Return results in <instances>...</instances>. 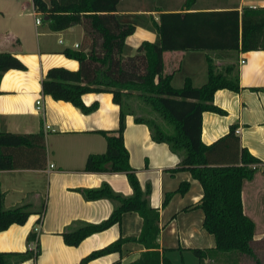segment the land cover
Masks as SVG:
<instances>
[{
	"label": "crops",
	"instance_id": "0c3cea01",
	"mask_svg": "<svg viewBox=\"0 0 264 264\" xmlns=\"http://www.w3.org/2000/svg\"><path fill=\"white\" fill-rule=\"evenodd\" d=\"M186 3L187 0H120L117 12L140 13L159 21L163 12L264 6V0H195L192 6H185ZM36 17L41 19L40 23ZM148 17L144 19L146 24L138 25L126 38L124 56L128 52L134 54L143 41L157 39V31L148 26ZM83 34L81 25L51 30L32 0H0V52L13 54L26 66L25 70L9 69L1 76L0 130L16 134L42 133L45 142L43 156L34 149H12L19 163L36 164L35 168L0 171L3 206L28 203L32 212L24 224H12L0 231V251L27 250L33 240H28V236L34 234L33 228L40 221L38 252L22 264H112L116 261L128 264L145 251L143 245L129 240L122 245L121 252L81 262L90 252L119 238L137 237L142 218L136 212L123 213L120 223L87 236L77 246L65 244L62 237L64 230L80 222L98 223L108 218L114 208L107 198L86 200L83 189L107 183L117 193L132 194L124 172L84 171L90 154L106 150V140L99 132L116 130L119 126L120 108L112 94H83L86 106L97 103L94 111L84 113L72 103L54 100L42 92L41 81L48 69L79 68V62L63 51L78 50ZM241 59L245 63L240 64ZM222 62L216 59L217 64ZM163 65L164 72L172 73L171 85L175 88H180L186 78L195 87L207 81L206 52L165 51ZM238 71L240 90L219 89L213 96V103L226 113L203 112L201 139L211 144L235 125L241 146L260 160V169L242 187L243 209L254 221L255 240L260 241L263 237L258 230L264 225V92L253 88L264 87V50L240 52ZM134 99L130 97L127 102ZM37 100L40 109H37ZM124 145L141 188L144 190L150 185V205L159 209V250L164 251L172 264H199L192 249L215 246L213 234L203 227L204 214L198 207L203 195L201 184L189 171L175 170L179 156L167 143L152 140L148 126L136 123L132 114L125 117ZM182 183L188 186L179 191ZM167 194L170 197L164 203Z\"/></svg>",
	"mask_w": 264,
	"mask_h": 264
},
{
	"label": "trees",
	"instance_id": "16d2710c",
	"mask_svg": "<svg viewBox=\"0 0 264 264\" xmlns=\"http://www.w3.org/2000/svg\"><path fill=\"white\" fill-rule=\"evenodd\" d=\"M195 0H187L192 6ZM35 10L48 17L53 31L74 25L83 27V39L78 50L65 49L63 54L79 62L77 70L52 67L41 81L42 92L54 100L72 103L84 113L97 108L86 106L82 95L88 92H109L119 105V126L116 130L100 131L106 140V150L90 154L84 165L87 172H124L132 188L131 195L117 193L107 184L83 189L86 200L107 198L114 204L108 218L98 223L80 222L63 231L65 244L77 246L87 236L118 224L125 212H136L142 218L137 237L119 238L90 252L81 262L121 252L122 245L135 241L145 248L139 258L128 264H172L164 251L159 250V209L149 203L150 185L143 190L135 169L129 164L124 145L125 117L134 116L136 123L146 124L155 142H165L180 158L175 170H187L203 189L198 207L202 209L203 227L215 238V246L192 249L199 264H263L256 251L255 223L243 209V183L251 180L260 169V160L241 146L235 134L236 126L211 144L203 143L202 114L211 111L225 114L213 103L215 91H239L238 54L264 50V6H243L195 12H163L159 21L140 13H118L120 0H32ZM157 31L154 42L143 41L135 53L123 55L128 36L138 25L146 24ZM206 51L207 81L199 87L189 78L180 88L171 85L172 73L164 72L165 51ZM223 60L221 64L216 59ZM9 69L25 70L26 66L13 54L0 52V79ZM261 90L264 87L253 88ZM149 104L169 125L168 131L155 118L132 112L126 101L130 97ZM34 149L45 155L42 133L16 134L0 130V171L35 168L36 164H21L12 149ZM39 156V155H38ZM43 166V162L41 163ZM188 183L178 188L184 191ZM167 194L164 203L169 199ZM43 209V207H42ZM42 212V211H41ZM28 203L5 208L0 195V231L12 224H24L31 214ZM40 219V218H39ZM34 234L28 236L32 240ZM36 255L28 248L23 252L0 251V264H22ZM112 264H122L116 261Z\"/></svg>",
	"mask_w": 264,
	"mask_h": 264
},
{
	"label": "rangeland",
	"instance_id": "374dc122",
	"mask_svg": "<svg viewBox=\"0 0 264 264\" xmlns=\"http://www.w3.org/2000/svg\"><path fill=\"white\" fill-rule=\"evenodd\" d=\"M123 4L124 3H122L121 5L123 6ZM203 52L205 53L206 51H203ZM124 54L127 55V53H125V52H124ZM128 55H131V54L128 52ZM134 98L135 99L131 100L130 102L126 101L127 105L132 110V112L134 111L136 114L139 112L145 117L155 118L168 131L171 129V127L169 125H167V124H165V122H163V120L160 118L158 113L149 104L144 103L142 100L138 99L135 96H134ZM258 232L262 235L263 239L258 241L259 243H255L254 247H255L256 251L259 253V256L262 258V261L264 264V225L260 226ZM192 259H194V257ZM242 264H252V263L247 259H243Z\"/></svg>",
	"mask_w": 264,
	"mask_h": 264
},
{
	"label": "built area",
	"instance_id": "2783aa9c",
	"mask_svg": "<svg viewBox=\"0 0 264 264\" xmlns=\"http://www.w3.org/2000/svg\"><path fill=\"white\" fill-rule=\"evenodd\" d=\"M36 22L40 23L41 19L39 17H36ZM245 63V61L243 59L240 60V64ZM36 105H37V109H40V101L37 100L36 101ZM253 166H260V164H254ZM51 167H53V164H51ZM40 230V221L37 222V224L35 225V227L33 228V232H34V238L32 241H30L29 243V249L33 252L34 255L37 254L38 252V232Z\"/></svg>",
	"mask_w": 264,
	"mask_h": 264
},
{
	"label": "water",
	"instance_id": "95a60500",
	"mask_svg": "<svg viewBox=\"0 0 264 264\" xmlns=\"http://www.w3.org/2000/svg\"><path fill=\"white\" fill-rule=\"evenodd\" d=\"M45 20H48V17L47 16H45Z\"/></svg>",
	"mask_w": 264,
	"mask_h": 264
}]
</instances>
